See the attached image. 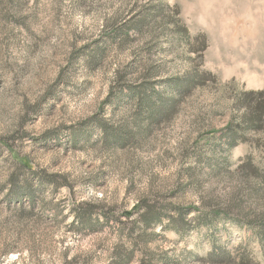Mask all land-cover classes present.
<instances>
[{
  "label": "rangeland",
  "instance_id": "1",
  "mask_svg": "<svg viewBox=\"0 0 264 264\" xmlns=\"http://www.w3.org/2000/svg\"><path fill=\"white\" fill-rule=\"evenodd\" d=\"M262 89L264 0H0V264H264Z\"/></svg>",
  "mask_w": 264,
  "mask_h": 264
},
{
  "label": "trees",
  "instance_id": "2",
  "mask_svg": "<svg viewBox=\"0 0 264 264\" xmlns=\"http://www.w3.org/2000/svg\"><path fill=\"white\" fill-rule=\"evenodd\" d=\"M189 86L190 83L180 82L176 83L175 88L178 92H181ZM238 105L246 111L244 116L239 117V123L236 126L224 128L220 132L218 139L222 140L228 149L238 144H244L253 148L256 146L264 152V89L254 92H243L240 95ZM247 132H253V134L261 136L260 140L248 137L246 135ZM243 159L245 160L244 167L251 171L258 169L257 165L253 164L251 156L246 155ZM262 177L264 180V176ZM129 215L127 214L126 216ZM226 257L228 258V256Z\"/></svg>",
  "mask_w": 264,
  "mask_h": 264
}]
</instances>
